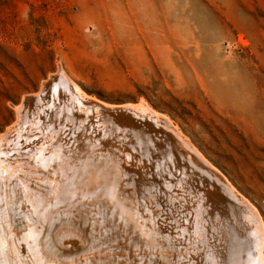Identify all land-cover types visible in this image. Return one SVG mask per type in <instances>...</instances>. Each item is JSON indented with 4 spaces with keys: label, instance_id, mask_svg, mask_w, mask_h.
<instances>
[{
    "label": "bare ground",
    "instance_id": "bare-ground-1",
    "mask_svg": "<svg viewBox=\"0 0 264 264\" xmlns=\"http://www.w3.org/2000/svg\"><path fill=\"white\" fill-rule=\"evenodd\" d=\"M15 109L0 264H264L259 210L146 100L107 104L61 66Z\"/></svg>",
    "mask_w": 264,
    "mask_h": 264
},
{
    "label": "rangeland",
    "instance_id": "rangeland-1",
    "mask_svg": "<svg viewBox=\"0 0 264 264\" xmlns=\"http://www.w3.org/2000/svg\"><path fill=\"white\" fill-rule=\"evenodd\" d=\"M61 66L166 115L264 219V0H0L1 134Z\"/></svg>",
    "mask_w": 264,
    "mask_h": 264
}]
</instances>
